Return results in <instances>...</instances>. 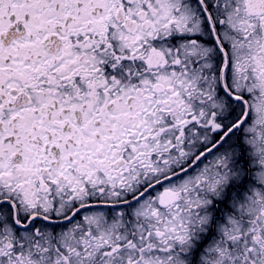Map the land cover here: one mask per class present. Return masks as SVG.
I'll use <instances>...</instances> for the list:
<instances>
[{
  "label": "snow or ice",
  "instance_id": "obj_1",
  "mask_svg": "<svg viewBox=\"0 0 264 264\" xmlns=\"http://www.w3.org/2000/svg\"><path fill=\"white\" fill-rule=\"evenodd\" d=\"M0 264H264V0H0Z\"/></svg>",
  "mask_w": 264,
  "mask_h": 264
}]
</instances>
